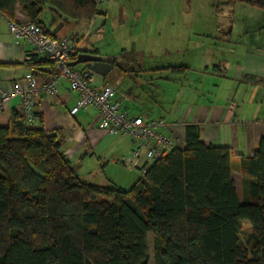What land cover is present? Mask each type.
Masks as SVG:
<instances>
[{
  "label": "trees",
  "instance_id": "trees-1",
  "mask_svg": "<svg viewBox=\"0 0 264 264\" xmlns=\"http://www.w3.org/2000/svg\"><path fill=\"white\" fill-rule=\"evenodd\" d=\"M70 1L99 13L94 0ZM226 1L264 10V0ZM18 3L47 28L46 5L75 14L68 0H0L8 20ZM82 52L91 53L77 49V58ZM20 118L15 111L0 125V264H148L149 234L157 264H264V139L253 158H241L254 178L242 201L230 148L206 144L198 125H187L185 148L145 165L126 189L83 180L61 149V130ZM243 220L250 222L244 246Z\"/></svg>",
  "mask_w": 264,
  "mask_h": 264
},
{
  "label": "crops",
  "instance_id": "crops-1",
  "mask_svg": "<svg viewBox=\"0 0 264 264\" xmlns=\"http://www.w3.org/2000/svg\"><path fill=\"white\" fill-rule=\"evenodd\" d=\"M15 18H28L19 3ZM42 21L57 34L53 23H47L43 16ZM226 27L230 29L224 32L223 40L228 46H223L218 36L202 33L195 45L199 48L206 41L214 43H210L208 51L169 64H161L158 58L154 65L145 64L135 50L126 48L115 55L103 54L99 49L85 51L99 54L114 65L105 76L94 72L96 87L115 84V98L131 116L164 119L165 124L157 130L172 136L178 148L187 145L188 124L200 127L201 139L206 144L229 147L232 177L243 201L245 183L254 178L242 169L241 158H253L264 139V23H247L240 32L235 31L232 23ZM235 32L238 37H233ZM70 40L76 43V39ZM190 41L188 37L174 45L165 40L163 47L184 53L190 50ZM32 50L29 42H16L8 19L0 11V82L7 87H25L29 76L34 75L39 87L35 109L41 117L36 125L62 131L61 149L81 178L99 185L131 188L143 176L142 166L148 163L143 148L140 163L132 162L133 150L141 147L140 141L127 134L109 133L94 106L70 114L78 92L71 89L67 79L61 78L56 83L58 93H46L43 87L56 75V67L42 57L32 61ZM176 66L186 68L174 70ZM19 103L20 98L14 97L5 104L0 111V125L9 124L14 112L20 111Z\"/></svg>",
  "mask_w": 264,
  "mask_h": 264
},
{
  "label": "rangeland",
  "instance_id": "rangeland-1",
  "mask_svg": "<svg viewBox=\"0 0 264 264\" xmlns=\"http://www.w3.org/2000/svg\"><path fill=\"white\" fill-rule=\"evenodd\" d=\"M94 2L99 10L96 15L90 10H78L68 0L70 10L75 14L64 12L57 6L56 8L49 4L45 6L43 19L54 24L53 30L57 32V36L76 39L75 44L79 50L99 49L103 54L115 55L126 48L135 50L140 60L152 65L156 58L161 64H169L181 61V57L188 59L194 53H205L212 42L206 41L196 48V39L202 33L218 36L223 41V46H228L223 40L224 32L230 29L226 27L227 23H232L236 32H240L241 27L247 23L254 25L264 23V10L242 1L233 3L226 0H94ZM236 32L233 37L239 36ZM188 37L191 38L189 51L183 53L171 50L172 47L169 49L163 47L165 40H170L175 45V42ZM113 73H116V70ZM249 229L250 222L243 220L240 233L243 246L247 244ZM148 243L150 251L148 264H157L152 234H149Z\"/></svg>",
  "mask_w": 264,
  "mask_h": 264
},
{
  "label": "built area",
  "instance_id": "built-area-1",
  "mask_svg": "<svg viewBox=\"0 0 264 264\" xmlns=\"http://www.w3.org/2000/svg\"><path fill=\"white\" fill-rule=\"evenodd\" d=\"M8 23L17 43L26 41L33 45L30 59L37 55L54 63L56 75L43 87L46 93L56 95V83L61 78L67 79L71 89L78 92L77 103L70 110V114L77 113L83 107L94 106L101 115L103 128L109 133L127 134L140 141L141 147L132 153L134 164L140 163L142 148L145 149L146 161L149 164L165 156L176 146L172 136L157 130V127L165 124L164 119L147 120L143 115H129L121 102L115 98V84H108L99 89L95 85V73L91 65L71 64L77 59V48L73 41L67 37L55 36L42 23L33 22L29 18L8 20ZM38 92L39 87L34 75L29 76L28 85L25 87H7L0 82V111L10 99L19 97L21 121L27 125H36L40 121L35 109ZM145 165L142 166L143 172L146 171Z\"/></svg>",
  "mask_w": 264,
  "mask_h": 264
},
{
  "label": "water",
  "instance_id": "water-1",
  "mask_svg": "<svg viewBox=\"0 0 264 264\" xmlns=\"http://www.w3.org/2000/svg\"><path fill=\"white\" fill-rule=\"evenodd\" d=\"M89 63L94 72H97L103 76L114 67L113 63L107 61L103 56L90 52H82L79 57L71 64Z\"/></svg>",
  "mask_w": 264,
  "mask_h": 264
}]
</instances>
